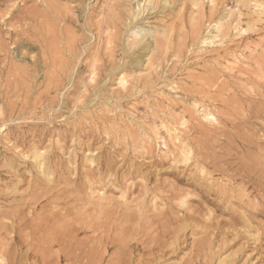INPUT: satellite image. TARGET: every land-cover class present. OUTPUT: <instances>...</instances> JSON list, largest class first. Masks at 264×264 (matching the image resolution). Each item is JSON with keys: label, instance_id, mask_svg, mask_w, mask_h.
Here are the masks:
<instances>
[{"label": "rangeland", "instance_id": "obj_1", "mask_svg": "<svg viewBox=\"0 0 264 264\" xmlns=\"http://www.w3.org/2000/svg\"><path fill=\"white\" fill-rule=\"evenodd\" d=\"M0 264H264V0H0Z\"/></svg>", "mask_w": 264, "mask_h": 264}, {"label": "bare ground", "instance_id": "obj_2", "mask_svg": "<svg viewBox=\"0 0 264 264\" xmlns=\"http://www.w3.org/2000/svg\"><path fill=\"white\" fill-rule=\"evenodd\" d=\"M148 4H150V5H152V3H153V1L154 0H145ZM143 2V1H142ZM140 3L141 2H138L137 3V5L135 6V7H137L136 9L135 8H133L134 10V12L136 13V15H139V11H140V9H141V5H140ZM136 4V3H135ZM195 5H199L198 3H195ZM199 7V6H198ZM142 10V9H141ZM135 15V14H134ZM135 15V16H136ZM218 20V19H217ZM215 21V20H214ZM221 21H222V19H221ZM213 23V22H212ZM192 24V23H191ZM200 24V23H199ZM207 25H208V23H207ZM134 26H136V25H133V27H130V30L131 29H133V30H131L132 31V34H134V39H133V42L131 43V45L130 46H140V45H142V43L144 42V39L146 40V36H148V35H150V34H152L153 32L150 30V28H144V27H140V26H136V27H134ZM196 26H198V25H196ZM222 28H223V25L221 24V22L219 21V22H216V23H214L213 25H211V24H209L207 27H206V33L204 32V34L203 35H201V42L204 44V45H208V44H212L213 42H214V40L216 39V38H218L219 37V35L220 34H222L221 33V31H222ZM198 31H199V26H198V29H197ZM130 31V32H131ZM129 32V33H130ZM152 32V33H151ZM198 33V32H197ZM162 35H163V40H161V42L163 41V43H165V45H168V42H170L169 41V35H170V32H169V30L167 29V30H164L163 32H162ZM131 36V35H130ZM133 36V35H132ZM151 36V35H150ZM221 36V35H220ZM138 37H140V38H138ZM148 40V39H147ZM216 41V40H215ZM170 44V43H169ZM133 48V47H132ZM141 48L142 49H144V48H148V47H145V45H143V46H141ZM141 51V50H140ZM136 52V51H135ZM137 53V52H136ZM135 53V54H136ZM138 58V57H137ZM138 64V63H137ZM120 81V83L123 85V86H126L125 84H126V82H127V80H129V79H127V77L124 75V74H122V76L120 77V79H119ZM196 108V107H195ZM210 116L211 118H214L215 119V117H214V115L213 114H211L210 112H208V113H206V116ZM171 133V132H170ZM175 134V133H174ZM36 156V161H37V163H39L40 164V158L39 157H41L38 153L37 154H35ZM38 164V165H39ZM39 167H41V166H39Z\"/></svg>", "mask_w": 264, "mask_h": 264}]
</instances>
